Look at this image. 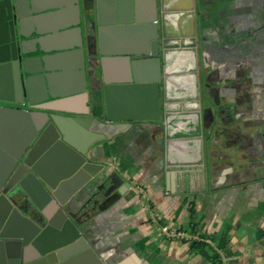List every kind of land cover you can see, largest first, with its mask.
Returning <instances> with one entry per match:
<instances>
[{"label":"water","instance_id":"obj_1","mask_svg":"<svg viewBox=\"0 0 264 264\" xmlns=\"http://www.w3.org/2000/svg\"><path fill=\"white\" fill-rule=\"evenodd\" d=\"M70 1L78 19L55 29L44 26L61 8L54 0H0V113L20 123L16 136L0 137V264H81L90 252L82 225L111 203L108 195L77 216L70 212L74 194L102 165L70 142L72 127L53 113L73 95L51 89L62 58L77 61L76 93L88 103L81 122H160L164 189L190 200L205 189L194 0H89L84 26L80 0ZM66 30L76 41L53 47L50 39ZM37 82L46 91L40 96Z\"/></svg>","mask_w":264,"mask_h":264},{"label":"crops","instance_id":"obj_2","mask_svg":"<svg viewBox=\"0 0 264 264\" xmlns=\"http://www.w3.org/2000/svg\"><path fill=\"white\" fill-rule=\"evenodd\" d=\"M194 2L204 67L200 80L207 82L203 115L214 114L223 132L216 146L204 139L205 189L191 200L189 193L164 189L160 122L95 117L81 122L78 112L88 103L76 93L80 76L72 57L59 61L50 80L57 94L73 93L60 98L53 111L72 127L70 142L102 165L74 194L70 212L78 215L111 195L109 206L82 225L90 252L81 264L97 259L104 264H264V136L252 130L256 118V131H264V0ZM54 4L61 8L45 17V28L78 19L70 0ZM90 4L80 0L81 26ZM76 38L66 30L50 41L65 46ZM43 85L35 83L36 96L46 92ZM19 124L15 116L0 113V137L16 136ZM4 162L0 150V168ZM171 230L183 234L167 236Z\"/></svg>","mask_w":264,"mask_h":264},{"label":"flooded vegetation","instance_id":"obj_3","mask_svg":"<svg viewBox=\"0 0 264 264\" xmlns=\"http://www.w3.org/2000/svg\"><path fill=\"white\" fill-rule=\"evenodd\" d=\"M203 65H202V67H201V71L203 72ZM205 82V84H203V85H206L207 84V82L206 81H204ZM203 85H202V83H201V80H200V88H201V100H202V98H203V94H204V92H205V90H203ZM203 90V91H202ZM207 91V90H206ZM202 102V101H201ZM212 116H209V114H208V117H207V115L205 116V124H207V123H209L208 124V127H206V129H204L203 128V132H202V134H203V146H204V139H206V137H207V140H209L210 141V144L212 145H217L218 144V142H219V140H217V139H219L218 138V136H219V134H218V132H220L221 133V135H222V132H223V130L222 129H220V126H219V120H218V118H216L215 117V115L214 114H211ZM207 117V118H206ZM254 123L253 124H255L254 126H255V128L254 129H252V130H255V132H257L256 130H258L257 129V124H256V122H258V119H256V118H254ZM221 130H222V132H221ZM220 155H222V153L220 154ZM204 160H205V152H204Z\"/></svg>","mask_w":264,"mask_h":264},{"label":"built area","instance_id":"obj_4","mask_svg":"<svg viewBox=\"0 0 264 264\" xmlns=\"http://www.w3.org/2000/svg\"><path fill=\"white\" fill-rule=\"evenodd\" d=\"M166 234L167 236H176V235L181 236L183 233L171 230V231H167Z\"/></svg>","mask_w":264,"mask_h":264}]
</instances>
